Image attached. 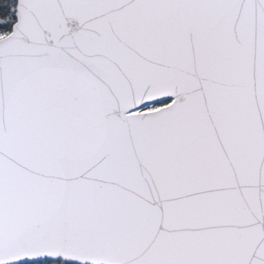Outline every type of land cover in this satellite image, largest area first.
<instances>
[{
  "label": "snow or ice",
  "instance_id": "snow-or-ice-1",
  "mask_svg": "<svg viewBox=\"0 0 264 264\" xmlns=\"http://www.w3.org/2000/svg\"><path fill=\"white\" fill-rule=\"evenodd\" d=\"M0 264H264V0H0Z\"/></svg>",
  "mask_w": 264,
  "mask_h": 264
}]
</instances>
